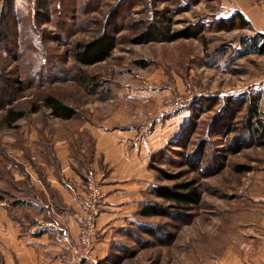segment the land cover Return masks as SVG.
I'll return each instance as SVG.
<instances>
[{"label":"rangeland","instance_id":"rangeland-1","mask_svg":"<svg viewBox=\"0 0 264 264\" xmlns=\"http://www.w3.org/2000/svg\"><path fill=\"white\" fill-rule=\"evenodd\" d=\"M241 6L256 12L260 20L264 15V0H0V103L5 104L0 108V197L11 201L29 192L25 180H19L27 158L17 150H35L42 145L36 130H51L53 137L64 139L69 133L78 134L82 127V121L53 117L45 106L12 125L7 123L10 107L28 112L51 93L81 116L89 112L96 117L114 107L128 113L140 108L138 112L148 116V132L157 129L161 137L163 144H156V148L164 152L156 164L168 173L187 169L183 153H194L199 170L187 169L190 172L178 178L195 179L202 192L191 223L162 216L145 221L166 225L171 231L178 227V233L185 226L199 231L207 227L206 231L212 232L234 215L241 230L249 222L258 229L261 205L254 196L264 193V147L233 152V135L214 124L227 95L253 88L264 90V55L236 58L233 53L241 37L254 34L262 24L243 28L234 23L233 29L222 26L232 16L230 11ZM166 19L173 30L191 27L194 37L172 42L135 41L150 25ZM106 30L118 38L111 57L94 65L76 62V44ZM82 78L88 83H81ZM91 82L99 84L93 94L88 91ZM13 98L16 100L8 105ZM34 155L32 151L29 163L35 161ZM238 164L252 169L238 172ZM153 172L151 184L172 185L177 181L165 179L155 169ZM140 220L142 217L135 218ZM135 228L129 235L135 244L127 238L135 252L163 249L160 246L164 245L146 233L135 237ZM130 248L124 255L131 253ZM120 258L112 260L117 263ZM144 258L141 263L136 260L137 264H147L142 262Z\"/></svg>","mask_w":264,"mask_h":264},{"label":"crops","instance_id":"crops-1","mask_svg":"<svg viewBox=\"0 0 264 264\" xmlns=\"http://www.w3.org/2000/svg\"><path fill=\"white\" fill-rule=\"evenodd\" d=\"M238 11L250 25L264 24V15L260 20L245 6L233 8L229 15ZM262 25L254 33L264 34ZM133 109L128 113L114 107L93 115L83 122L78 134L69 133L70 137L64 139L53 137L51 130H36L42 145L35 150H17L24 154L21 158H27L19 180H25L29 192L11 201L0 199L1 264H87L72 253L69 241L79 236L75 214L84 194L88 168L101 177L108 201L98 218L99 236L94 248L97 262H112L121 256L117 263L113 262L137 264L136 260L145 257L142 262L147 264H264L262 192L254 196L261 205L258 229L249 222L241 230L231 215L212 232H207V227L199 231L200 228L185 226L189 230L183 228L174 242L160 246L163 249L157 253L130 248L127 238L132 240L129 235L135 228L138 210L155 179L150 158L163 144L157 129L148 132V116L138 112L140 108L136 112ZM32 151L35 161L29 163ZM128 248L131 253L124 255Z\"/></svg>","mask_w":264,"mask_h":264},{"label":"trees","instance_id":"trees-1","mask_svg":"<svg viewBox=\"0 0 264 264\" xmlns=\"http://www.w3.org/2000/svg\"><path fill=\"white\" fill-rule=\"evenodd\" d=\"M230 23L232 24L229 26ZM234 23L240 24L243 28L249 26V22L245 15L240 11L229 17L222 26L224 29H233L236 25ZM194 35L191 27L188 26L179 30H173L169 19H166L165 22L162 21L160 24L150 25L147 31L137 37L135 41L137 43L172 42L178 39H190L194 37ZM239 44V47L233 49L236 58H243L252 54L264 55V34L261 32L242 36ZM117 45V36L113 32L106 30L87 42L76 44L73 51L74 59L81 65H94L110 58ZM87 80L86 78H82L81 83H88ZM98 86V82H91L88 90L89 93H96ZM15 100L16 98L10 99V102L7 104L12 105ZM263 102V89L253 88L240 92L239 94H230L226 96L225 106L220 110V115L217 116L214 124H216L221 131L224 130V132L233 135L231 139L233 152H238L243 148L251 146L264 147ZM4 105L5 104L0 103V108H3ZM41 106L47 107L54 117L62 120H78L85 122L93 116L89 112H85L86 114L81 116V113L76 108L64 103L58 96L50 93L43 98L40 105L34 104L28 112L10 107L6 115L7 123L12 125L14 122L26 117L29 112H38ZM172 145L174 146V144ZM21 148L23 149L25 147ZM172 151L177 154H182L178 152V150L172 149ZM5 152L9 155V152ZM163 152L164 150H159L151 155L150 166L152 169L161 173L165 179H177V181L172 185L151 184L147 194L166 201L169 203V206H165L162 202L154 198H146L138 210V215L142 217L143 220L135 221V227L140 228H135V237L136 234L143 232L155 238L157 244L169 245L175 241L180 228L177 227V230L171 231L165 227L166 225L148 222L147 220L145 221V219L154 216H162L170 217L175 221H179L181 224L191 223V213H193V210L202 202V192L195 179L178 180V178L180 179L190 172L189 170H199L194 163L195 160L197 161L194 153H183L185 166H187L189 170L184 169L178 173L171 174L156 164L161 162L158 155ZM6 153L3 154L4 158L9 159ZM235 169L238 172H247L252 168L247 164H238L235 166ZM0 199L4 198L0 197ZM138 238L141 239L139 236ZM1 262L2 257L0 255V264ZM97 264H111V262L108 259H102L99 260Z\"/></svg>","mask_w":264,"mask_h":264},{"label":"built area","instance_id":"built-area-1","mask_svg":"<svg viewBox=\"0 0 264 264\" xmlns=\"http://www.w3.org/2000/svg\"><path fill=\"white\" fill-rule=\"evenodd\" d=\"M107 203L101 177L93 168L86 170L84 194L75 214L79 236L76 240H70L69 246L72 253L87 264L98 263L94 255L95 243L99 236L98 218Z\"/></svg>","mask_w":264,"mask_h":264}]
</instances>
